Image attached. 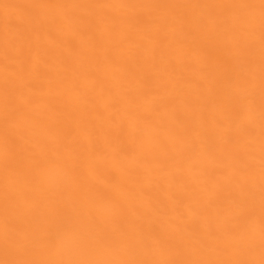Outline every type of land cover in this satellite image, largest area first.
I'll list each match as a JSON object with an SVG mask.
<instances>
[{
  "label": "bare ground",
  "instance_id": "6f19581e",
  "mask_svg": "<svg viewBox=\"0 0 264 264\" xmlns=\"http://www.w3.org/2000/svg\"><path fill=\"white\" fill-rule=\"evenodd\" d=\"M0 264H264V0H0Z\"/></svg>",
  "mask_w": 264,
  "mask_h": 264
}]
</instances>
